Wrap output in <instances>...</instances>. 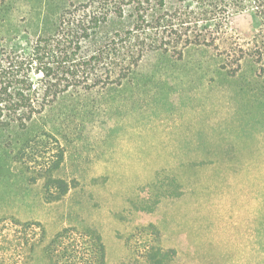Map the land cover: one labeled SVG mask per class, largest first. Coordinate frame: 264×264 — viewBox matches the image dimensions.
Segmentation results:
<instances>
[{
	"label": "rangeland",
	"instance_id": "obj_1",
	"mask_svg": "<svg viewBox=\"0 0 264 264\" xmlns=\"http://www.w3.org/2000/svg\"><path fill=\"white\" fill-rule=\"evenodd\" d=\"M217 66L190 51L81 112L58 139V176L78 187L48 203L42 181L4 166L0 217L41 223L49 236L90 224L110 263L148 244L175 250L174 264H264V81L250 89ZM151 225L158 241L145 235Z\"/></svg>",
	"mask_w": 264,
	"mask_h": 264
},
{
	"label": "trees",
	"instance_id": "obj_2",
	"mask_svg": "<svg viewBox=\"0 0 264 264\" xmlns=\"http://www.w3.org/2000/svg\"><path fill=\"white\" fill-rule=\"evenodd\" d=\"M190 51L250 89L264 81V0H0V170L20 166L43 182L46 202H60L78 187L58 176L65 124ZM176 256L144 244L110 263L90 224L49 236L41 223L0 217V264H174Z\"/></svg>",
	"mask_w": 264,
	"mask_h": 264
}]
</instances>
